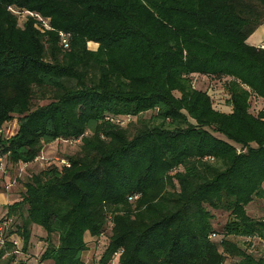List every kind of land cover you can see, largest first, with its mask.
<instances>
[{
	"label": "trees",
	"instance_id": "1",
	"mask_svg": "<svg viewBox=\"0 0 264 264\" xmlns=\"http://www.w3.org/2000/svg\"><path fill=\"white\" fill-rule=\"evenodd\" d=\"M262 23L264 0H0V168L80 142L7 205L0 264H86L96 237L93 264H264L247 210L264 197V48L248 40ZM194 74L225 78L232 110Z\"/></svg>",
	"mask_w": 264,
	"mask_h": 264
},
{
	"label": "rangeland",
	"instance_id": "2",
	"mask_svg": "<svg viewBox=\"0 0 264 264\" xmlns=\"http://www.w3.org/2000/svg\"><path fill=\"white\" fill-rule=\"evenodd\" d=\"M25 14H21L20 21L24 22ZM264 37V23H262L248 38L249 41H258L259 38ZM91 45H94L93 43ZM193 82L197 87L208 90L213 98L214 103L224 101L228 98V90L226 88L225 78H212L200 74L193 75ZM252 105L254 99L251 100ZM155 111H147L142 114V119H147L152 116ZM138 116H133L132 120L127 121L136 122ZM138 124H140L138 122ZM18 129L17 118L7 121L3 126V131L7 136H10ZM80 148L79 140L57 139L43 145L42 151L38 157L31 162L11 163L3 159L0 168V217L4 216L8 210L7 205L22 198L26 190V181L34 174L51 165L52 163L62 164L66 161L68 154H73ZM248 212L255 217L264 218V197H255L248 205ZM214 225L218 230H221L228 217V212L220 209H215ZM1 219V218H0ZM19 220V219H18ZM20 221V220H19ZM109 233V231H108ZM32 247L29 250L31 255L39 253L45 246V232L39 226L32 228ZM90 239V238H89ZM105 237L99 242L95 239L91 241L89 250L85 253L84 259L86 264H93V261L105 249L103 246ZM239 242L244 241V246L248 247L249 237L234 236ZM254 246L249 247L250 251L256 253L262 248L259 240L254 239ZM258 249V250H257ZM29 258L26 253L18 254L17 259ZM14 264H18L14 263ZM29 264V260H28ZM228 264V263H227Z\"/></svg>",
	"mask_w": 264,
	"mask_h": 264
},
{
	"label": "crops",
	"instance_id": "3",
	"mask_svg": "<svg viewBox=\"0 0 264 264\" xmlns=\"http://www.w3.org/2000/svg\"><path fill=\"white\" fill-rule=\"evenodd\" d=\"M263 40H264V37H262V38L260 37L258 41H253V42L250 41V42L254 43V44H258V43L262 42ZM200 75L208 77L205 74H200ZM252 98L254 99V102H253V105L251 103V109L254 112H258L264 106L263 98L261 96H256V95H253ZM214 105H215V107H217L218 109L223 110V111H231L232 110V104L229 102L228 98L224 101L215 102ZM263 187H264V182H263Z\"/></svg>",
	"mask_w": 264,
	"mask_h": 264
},
{
	"label": "built area",
	"instance_id": "4",
	"mask_svg": "<svg viewBox=\"0 0 264 264\" xmlns=\"http://www.w3.org/2000/svg\"><path fill=\"white\" fill-rule=\"evenodd\" d=\"M260 47L264 48V42H261L260 43ZM6 226H7V221H2L0 219V244L4 243V241H5V230H6ZM95 240L100 242L101 241V238L96 237Z\"/></svg>",
	"mask_w": 264,
	"mask_h": 264
}]
</instances>
